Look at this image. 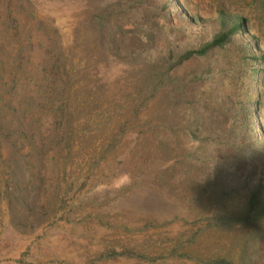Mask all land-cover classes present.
Segmentation results:
<instances>
[{
	"label": "rangeland",
	"instance_id": "374dc122",
	"mask_svg": "<svg viewBox=\"0 0 264 264\" xmlns=\"http://www.w3.org/2000/svg\"><path fill=\"white\" fill-rule=\"evenodd\" d=\"M227 1L231 10L251 19V29L264 49V4L255 0ZM189 2L198 4L203 13L211 9L209 0ZM81 9L78 0H0V99L9 103V108L0 105V122L9 126L16 121L11 116L18 110L19 98L27 95L26 107L36 109L29 113V119L36 123L29 134L34 137L33 143L43 144L44 152L40 161L39 154L28 150V142L24 145L18 141L14 132L0 139V264H209L207 259L219 256L238 264H264V219L205 229L216 203L196 204L193 189L185 183L186 173L166 170L170 162L155 152L151 106L142 107L138 117L134 116L128 98L136 78L130 62L136 57L133 48L142 43L139 32L133 31L130 24L123 32L124 46L132 48V55L123 52L112 56L106 65L96 63L103 59L102 48L90 29L81 30V44L71 49ZM8 13L12 15L10 22H6ZM136 13L134 9L131 16ZM171 17L173 23L179 21L176 14ZM152 18L149 20L154 21ZM49 37L58 51L61 43L67 51L72 50L69 55H73L76 65L80 60L89 65V74L80 73L74 78L79 93L71 97V104L79 106L75 120H104L99 129L75 140L64 172L60 159L52 158L54 151L46 139L55 133L52 129L58 118L54 117L57 95L53 85L61 82L59 75L52 80L45 75ZM157 40L145 41L151 58L161 42ZM21 58L22 62L16 61ZM14 63L21 66L16 76L19 81L7 94ZM126 119V131L115 149L95 163L117 135L120 120ZM13 145L19 153L17 160L26 179V191L31 193L37 188L41 203L36 213L24 214L23 219L20 214L15 218L20 212L19 203L4 191L10 173L2 162ZM252 159L238 162L235 171L224 175V182L209 190L226 194L224 205H239L238 209L243 206L249 189L237 185L238 179L248 178L250 184H255L264 178V157ZM206 172L200 169V176H206ZM123 250L141 256H107Z\"/></svg>",
	"mask_w": 264,
	"mask_h": 264
},
{
	"label": "trees",
	"instance_id": "16d2710c",
	"mask_svg": "<svg viewBox=\"0 0 264 264\" xmlns=\"http://www.w3.org/2000/svg\"><path fill=\"white\" fill-rule=\"evenodd\" d=\"M78 1L82 15L75 27L71 49L81 44V30L90 29L102 48L103 59L96 63L106 65L112 56L123 52L127 56L132 55V48L126 49L124 46L123 32L129 24L133 31L139 32L138 38L142 43L139 48H133L136 57L130 62L136 82L133 81L129 102L136 117L142 107L148 109L151 106L155 152L158 157L170 162L166 170H183L186 173L185 183L193 189L192 198L196 204L216 203L214 212L207 218L205 229H224L238 223L263 220V177L255 184H250L248 178L238 179L237 185L249 189L244 194L245 202L240 209L239 205L236 208L224 205L222 200L226 194L222 191H209L214 185L224 182V175L235 171L238 162L264 157V49L260 37L251 29V19L231 10L227 0H209L211 9H208V13H203L198 4L193 5L189 0ZM257 1L264 4V0ZM134 9L137 13L131 16ZM173 14L179 18L176 23L171 21ZM151 17L154 21L149 20ZM11 18L12 15L8 13L6 22H10ZM154 39L161 42L156 48L155 57L151 58L152 54L147 48L149 45L145 41ZM47 47L46 78L52 80L59 75L61 82L58 84L55 80L56 84L53 85L57 95V102L53 106L54 117L58 118L54 123L56 127L52 129L55 133L46 139L51 151H54L52 158L60 159L64 172L70 162L68 158L71 157L75 140L99 129L104 120L93 123L75 120L79 106L71 104V97L79 93L74 78L80 73H90L86 71L88 62L84 64L80 60L76 65L73 55H69L72 50L67 51L61 43L58 51L50 37ZM16 61L22 62L23 59ZM19 68L21 66L16 63L12 66V81L8 83L9 89L5 93L11 94L10 90L17 86ZM71 89L76 90L72 92ZM19 101L18 110L15 109V114L11 116L16 121L9 126L0 122V139L14 132L16 139L22 143L28 142V150L38 153L42 161L43 144L39 146L33 143L34 137L29 134L33 124H36L29 119V113L36 109L26 107L29 102L27 95H23ZM0 105L8 107L9 103L0 99ZM127 124V119L120 120L117 135L102 150L95 163L115 149ZM10 148L2 162L10 173V183L4 191L19 203L20 212H16L15 218L20 214L23 219L26 218L24 214L36 213V207L41 204L40 197L36 185V190L27 193L26 179L17 160L19 153L15 152L14 145ZM200 169H205L208 174L200 176ZM11 208L15 213L12 204ZM38 211L41 212V209ZM118 255L136 253L123 250L107 254L109 258ZM145 258L154 260L146 255ZM207 262L238 264L222 256L207 259Z\"/></svg>",
	"mask_w": 264,
	"mask_h": 264
}]
</instances>
